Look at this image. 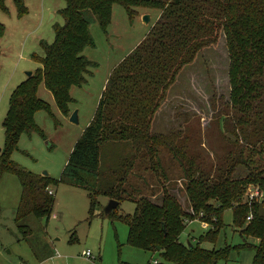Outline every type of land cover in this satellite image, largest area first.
Returning <instances> with one entry per match:
<instances>
[{
  "label": "rangeland",
  "instance_id": "1",
  "mask_svg": "<svg viewBox=\"0 0 264 264\" xmlns=\"http://www.w3.org/2000/svg\"><path fill=\"white\" fill-rule=\"evenodd\" d=\"M24 2L27 12L21 17L12 0H5L7 13L0 9V159L5 141L2 123L11 94L21 82L34 76L38 68L43 69L38 62V57L44 54L42 44L52 43L54 25L63 23L60 15L65 6L63 0ZM185 7L187 11L195 8L197 16L203 17L200 20H206L207 24L202 28L190 25L183 29L199 38L215 39L197 52L189 53L179 46L171 57L164 54L162 58L167 61V66L168 61L171 65L179 64L173 80L168 69L154 80H149L151 75L142 78L129 71L121 75L119 87L132 93L128 98L129 102L132 101L129 110L141 108L139 118L132 116L135 123L129 126L143 125L144 119L140 121V118L146 117V110L151 111L148 131L161 135L162 140L156 145L153 161L156 170L150 167L147 153L136 152L131 140H108L102 144L99 166L102 177L106 178L105 182L125 190L123 196L126 198L112 211L114 214L131 215L135 203L130 198L145 197L151 203L161 205L168 195L184 213H191L193 210L187 193L189 181L183 168L187 158L193 165L194 177L203 172L213 180L216 174L229 167L228 157L233 154L231 151L237 150L235 144H230L232 140L223 134L221 123L210 104L213 94L216 98L221 96L224 103L229 99L228 53L224 34L217 29L222 6L219 7V0H187ZM130 12L129 18L124 7L113 4L106 32L99 28L92 16L88 30L95 44L94 47H83L80 54L95 61L97 67L90 68L86 83L68 89L72 102H65L62 108H58L43 78L36 87V96L49 106L50 114L45 110L34 113L36 131L20 134L16 148L9 154V162L16 169L33 175L42 176L45 172L50 182L48 192H53V206L47 217L28 216L23 223H16V210L23 192L20 177L12 168H0V264H151L154 259L157 264H164L158 252L128 243L127 223L114 214L103 212L110 200L107 195H94L98 204L94 215L90 216L89 192L72 186L66 181V174L62 176L69 153L93 118L98 101L111 80L110 75L149 36H155L159 30L164 35L167 33L165 29L168 30L169 21L165 23L168 17L163 14V8L133 6ZM145 14L149 15L147 23L142 20ZM150 53L141 52L135 58L137 73L142 69L143 73L155 72L148 69L145 61ZM26 71H31L29 76H26ZM108 92L114 97L109 102L113 105L110 116L119 120L121 110L127 109L124 108L127 98L123 94H115L113 89ZM74 110H77V123L69 121ZM168 144L176 147L177 154L170 150ZM254 144L256 146H246L243 155L247 166H256L263 171L264 177V123L262 136ZM130 159L134 161L132 166ZM125 172L127 175L118 180ZM247 174L246 166L240 164L232 177L239 181ZM250 185L246 183L240 187L244 192L240 203L245 202L248 208L252 207L248 205L246 196ZM238 203L234 202V205ZM199 213L192 212L191 219L194 220L191 223H187L188 218L184 220L185 227L179 241L185 245L189 241L195 243L203 230L197 227L195 220L205 222L206 214ZM228 216L227 212L224 216L226 221ZM21 225L30 232L23 233ZM222 232L232 242L231 245L241 242V237L231 225L226 224ZM201 246L209 248L210 244L203 242ZM86 250L90 251V257L83 255ZM219 262L222 264L223 261Z\"/></svg>",
  "mask_w": 264,
  "mask_h": 264
},
{
  "label": "trees",
  "instance_id": "2",
  "mask_svg": "<svg viewBox=\"0 0 264 264\" xmlns=\"http://www.w3.org/2000/svg\"><path fill=\"white\" fill-rule=\"evenodd\" d=\"M63 1L65 6L60 11L63 23L54 25V40L50 44H42L44 54L43 57H38V62L42 64L43 69L38 68L34 76L27 78L15 88L2 123L5 141L0 168L14 169L20 177L23 188L16 210L15 221L18 224L23 223L28 216L36 218L49 216L54 199L53 193H48L50 182L47 176L33 175L16 169L9 162V154L16 148L20 134L37 129L33 120L35 112L45 110L48 115L50 114L49 106L36 96V87L42 78L56 106L62 108L65 102L73 101L69 99L68 89L71 86L80 87L86 83V75L91 73L90 68L97 67L95 61L88 60L86 56L80 54L83 47H94L95 44L88 30L92 16L95 17L103 32H106L110 23L113 4L124 7L129 18L133 6L163 8V14L168 17L165 23L169 22L168 30L165 29L168 37L162 30L157 31L156 35L149 36L148 40L132 53V56H127L122 66L113 71L109 78L111 80L98 101L93 118L83 129L69 153L62 176L66 174V181L72 186L89 192L90 216L94 215L96 204H98L94 198L95 194L107 195L119 203L126 198L123 196L124 189L119 185L115 187L116 184L105 182L106 178L102 177L103 172L99 167L100 148L104 142L119 139L131 140L136 152H146L151 163L150 167L153 170L157 168L154 167L153 161L156 156V145L162 140V136L148 131L151 111L146 110V117L140 118V121L144 119L143 125L129 126L135 123L132 116L139 118L141 108L129 110L132 101L129 102L128 98L132 96V93L119 87L118 84L123 72L129 71L130 74H138L142 78L151 75L149 80H154L168 69L173 80L179 64L171 65V61H168L167 66V61L162 58L164 54L171 57L174 49L177 50L179 46L189 53L197 52L202 46L215 39V37L199 38L195 33H189L183 29L184 26L190 27V25L202 28L207 24L206 20H200L203 17L197 16L195 8L187 11L185 7L187 0L184 2L181 0ZM12 2L19 17L27 12L24 0H12ZM220 6L223 13L217 19V29H221L224 34L228 53L229 99L224 103L221 96L216 98L213 94L210 104L215 110L217 121L221 123L223 134L232 140L229 142L235 144L237 150L232 148L234 151L230 154H233L228 157L229 167H226L224 172L216 174L213 180H209L203 172L194 177L193 165L189 158L183 165L184 175L189 181L187 193L192 212L198 214L201 211L206 214L203 219L208 222L210 228L199 235L195 243L189 241L185 245L179 241V235L185 227L184 220L191 219L192 212L184 213L169 195L164 198L161 205H155L145 197L130 198L135 203L134 212L131 215L114 214L112 213L114 209L107 214H114L127 223L128 243L143 250L158 252L164 264H217L220 260L227 261L232 250H250L253 252L251 264H264V198L253 201L251 208H248L245 202L240 203L244 197L240 187L246 183L258 186L264 192L263 171L258 170L256 166H247L243 155L246 146H256L254 143L262 136L264 123V113H262L264 107V0H219ZM0 9L4 13L8 12L5 0H0ZM147 51H151L145 60L148 63L147 67L154 69L155 72L143 73L142 69L141 73H137L135 58L141 52ZM128 64L129 67L126 69ZM112 89L115 94H123L127 98L124 107L127 109L121 110L119 120L110 116L113 105L109 102L114 97L108 91ZM220 105L221 109H219ZM258 143H260L259 146L262 145L261 141ZM169 146L170 150L177 154L176 147ZM192 158L195 159V157ZM133 162L130 159V166L134 164ZM240 164L246 166L248 174L242 180L235 181L232 174L236 166ZM126 175L125 172L118 180ZM234 202L239 203L234 205ZM230 208L232 224L238 230L241 242L215 248L218 234L224 227L222 213ZM248 212L251 213V219L246 222ZM21 227L23 233L30 232L24 226L21 225ZM249 238L256 239V242L248 241ZM203 242L213 245L212 248L201 246Z\"/></svg>",
  "mask_w": 264,
  "mask_h": 264
},
{
  "label": "crops",
  "instance_id": "3",
  "mask_svg": "<svg viewBox=\"0 0 264 264\" xmlns=\"http://www.w3.org/2000/svg\"><path fill=\"white\" fill-rule=\"evenodd\" d=\"M227 212L229 213V216L227 217V221L228 222L226 221V219L224 217ZM222 216H223L222 219H223L224 226L226 224L227 225H231L233 227V231H235V233L237 232V234H239L238 233V230L232 224V210L231 209L224 210L223 213H222ZM53 217L56 218V214L55 213L53 214ZM195 222H196L197 227L199 229H203L201 231V234L205 233L210 228L208 222H206V221L204 223L203 221H198V220L196 221L195 220ZM225 222H226V224H225ZM223 229H224V227H223ZM223 229H221L220 232H219V234H218L216 243L214 245L215 248H222L226 244H232V242L231 241L229 242V240L226 238L225 233H223V232L221 233V231H223ZM193 231L194 230L191 229V233H193ZM248 241L255 243L256 242V239L249 238ZM204 243H207V242H204ZM212 246L213 245L210 244V247L209 248H212ZM252 256H253V252L250 251V250H241V251L232 250L229 253L228 260L227 261H223L222 264H251ZM219 263L220 262H218L217 264H219Z\"/></svg>",
  "mask_w": 264,
  "mask_h": 264
},
{
  "label": "built area",
  "instance_id": "4",
  "mask_svg": "<svg viewBox=\"0 0 264 264\" xmlns=\"http://www.w3.org/2000/svg\"><path fill=\"white\" fill-rule=\"evenodd\" d=\"M49 194H52V190H49L48 192ZM246 196H247V200H248V205L251 206L252 202L253 201H256V200H261L264 198V192L262 190H260L258 188V186H253V185H250L248 187V191L246 192ZM199 215L201 216L202 213H199ZM195 219H199L198 218H195ZM247 220H250L251 219V213L248 214V216L246 217ZM194 219H187V223H191V221H193ZM205 223V222H204ZM84 256L86 257H90L91 256V253L90 251L86 250L84 253H83ZM151 264H157V260H152Z\"/></svg>",
  "mask_w": 264,
  "mask_h": 264
},
{
  "label": "water",
  "instance_id": "5",
  "mask_svg": "<svg viewBox=\"0 0 264 264\" xmlns=\"http://www.w3.org/2000/svg\"><path fill=\"white\" fill-rule=\"evenodd\" d=\"M142 20L144 23H147L149 21V15L145 14L142 17ZM31 73V71H26L25 74L26 76H29ZM69 121L72 123H77V110L72 111L70 117H69ZM43 175H45L46 173L43 172ZM119 202L117 200L114 199H110L108 204L105 206L104 208V213L108 214L110 213L113 209H115L118 206Z\"/></svg>",
  "mask_w": 264,
  "mask_h": 264
}]
</instances>
